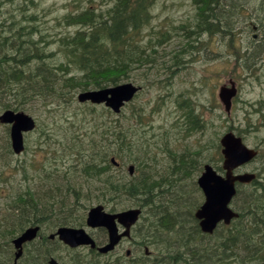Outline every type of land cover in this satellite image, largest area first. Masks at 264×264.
<instances>
[{"label":"trees","instance_id":"1","mask_svg":"<svg viewBox=\"0 0 264 264\" xmlns=\"http://www.w3.org/2000/svg\"><path fill=\"white\" fill-rule=\"evenodd\" d=\"M12 1L0 0V5ZM101 1L105 7L94 6L97 0H91L89 6H79L65 15L63 23L72 29L56 37L21 21L0 23V111L31 112L28 105L34 101L50 111L57 102L59 106L73 105L81 92L122 84L130 80L135 69L145 76L152 73L156 66L152 57L162 44L161 39L151 37L162 31L154 27L153 8L161 0ZM192 3L196 23L179 27V31H185L179 36L191 39L203 32L232 33L235 20H227L233 13L231 0ZM22 17L30 24L36 21L34 15L25 12ZM258 20L264 29V21ZM260 45H264V38L246 51H260ZM173 62L171 69L179 66V61ZM177 102L183 112L184 132L204 130L200 106L186 92ZM136 107L133 115H126L124 109L115 115L103 105L84 104L79 105L80 113L53 115L50 120L46 117L49 121L39 125L36 134L40 147L33 150L29 162L22 166L6 164L13 175L17 173V184L7 190L8 201L0 217V243L5 241V246L0 244L1 264H9L12 240L32 226H41L45 233L64 226L82 228L92 207L101 205L117 213L129 203L144 212L133 235L138 238L137 255L99 256L43 238L28 251L24 264H47L52 256L63 260V252L68 264L264 263V171L252 184L238 188L233 206L239 218L230 226L221 225L213 235H205L194 217L203 197L196 201L192 196L198 187L191 175L204 166L197 157L199 153L178 155L164 147L170 169L163 175L158 168V153L148 147L153 129L143 120L150 115L143 106ZM235 131L247 143L245 131ZM159 141L156 138V143ZM258 146L256 149H260ZM5 150L9 157L15 156L9 131ZM29 150L28 145L27 153ZM134 150L143 155L138 163L132 158ZM113 158L120 166L112 163ZM206 161L214 163L211 158ZM257 162L264 169V152ZM131 163L136 166L133 177L122 171Z\"/></svg>","mask_w":264,"mask_h":264},{"label":"rangeland","instance_id":"2","mask_svg":"<svg viewBox=\"0 0 264 264\" xmlns=\"http://www.w3.org/2000/svg\"><path fill=\"white\" fill-rule=\"evenodd\" d=\"M89 1L91 0H15L6 2L5 5H0V7L2 6L0 8L2 13L0 23L9 22L10 25L13 22L21 21L24 25L36 27L37 31H44L49 36L56 37L72 29L64 25L62 18L69 13H74L79 6H89ZM104 4L101 0H97L94 6L105 7ZM230 4L232 5L230 12L233 13H230L227 20L231 23V20L234 19L236 23L232 33L228 35L227 33L203 32L193 35L191 39L179 36L185 31H179L178 28L196 23L192 0H161L153 8L154 27L162 30L156 36L151 35L152 38L155 37V41L158 38L162 41V44L156 47L157 53L152 57L156 60V66L152 69V73L148 72L147 76L136 69L130 74V80L125 83L141 85L144 90L123 111L129 115L132 110L136 111V105H139L143 106L144 111L150 115L149 119L143 121L147 125H152V134L158 136L159 138H156L161 141L156 143V138H153L152 135L148 147L150 152L158 153L157 158L160 162L158 168L163 175L170 169L169 159L164 152L166 146L169 147L171 153L178 155L183 152L199 153L197 157L203 161L204 166L208 164L206 160L211 158L214 162L211 165L216 170L225 171L221 155L222 147L217 148L216 143H220L226 133L230 131L235 133V129L245 131L249 147L255 148L259 145L260 150L264 152V45L257 48L260 51H246L248 48H255V45L264 38V29L260 27L258 20L264 21V0H231ZM24 12L27 15H34L36 21L33 24L27 23V20L22 17ZM245 15H249V18L246 19ZM37 35L39 36L38 33ZM192 45L193 47L190 48ZM176 60L179 61V66L171 69V65H174L173 61ZM230 82L236 83L239 95L233 102L231 115L228 116L218 94L220 88ZM185 92L190 100L200 106L199 109L202 110L200 116L202 115L206 125L204 130L199 128L197 132L190 134L184 132L183 112L179 108L177 100L183 99ZM79 105L82 104L76 101L70 106H59L57 102L55 106L57 109L51 107V110L48 111L40 102L34 101L28 105L31 108V112L28 114L35 117L39 124H42L46 117L49 118L53 115L65 117L72 111H75L74 114L80 113L82 110ZM2 112L0 111V115ZM40 116H43V119H40ZM7 129L8 126L0 124V217H3L8 201L6 199L7 190L14 188L17 184V173L13 171L15 172L13 175L6 168V164L8 162L16 165L21 163V166L27 164L33 150L40 147L38 135L30 134L27 139L30 146L29 153L13 156V158L9 157L5 150ZM161 138H164L165 141H162ZM198 150L200 152H196ZM135 152L134 150L132 158L134 157L138 163L139 156L143 155ZM204 166L203 169L192 173L193 182L197 183L204 171ZM122 171L127 173V166H124ZM245 171L261 172L264 169L262 164L254 162L248 165ZM239 173L241 172L239 171ZM188 184L191 185V183ZM192 196L194 200L200 201L198 198L202 196V193L199 190H193ZM133 205L129 203L120 209L121 211L131 209L134 208ZM233 208L236 207L233 206ZM49 234L51 231H48L44 238H47ZM135 238L137 239V237ZM36 243L31 244L29 250H34ZM131 243L132 241L124 243L125 251L127 249L134 250ZM0 244L5 246V241ZM9 249L11 251L9 264H13L12 254L15 250L12 245H9ZM149 249L151 248L149 247ZM2 251L6 250L2 249ZM172 253L174 252L172 251ZM61 255L65 259L59 260L62 264L70 263L69 260H66L68 259L66 252Z\"/></svg>","mask_w":264,"mask_h":264},{"label":"water","instance_id":"3","mask_svg":"<svg viewBox=\"0 0 264 264\" xmlns=\"http://www.w3.org/2000/svg\"><path fill=\"white\" fill-rule=\"evenodd\" d=\"M138 91L133 84H125L114 88L83 92L79 94L78 100L81 103L91 102L93 104H106V106L119 113L125 102L131 101ZM237 95L235 85L231 88L222 87L219 92V98L224 104L226 111L230 112L232 99ZM2 124L11 125L12 147L16 154L24 151V133L34 130L36 127L35 120L23 112L5 111L0 115ZM224 155V170L226 176L218 174L211 166L205 167V172L199 179V186L204 191L206 203L197 213V218L202 220L201 227L206 233H213L218 224L224 221L230 224L236 214L229 208L233 197L236 194V183H250L255 179L253 174L234 175V171L239 167L253 160L257 153L248 148L241 137L236 136L233 132L225 134L221 140ZM116 163L115 160H112ZM131 175L134 173V166L129 167ZM139 210H130L120 214H109L104 208L99 206L92 208L87 220V225L91 228H106L109 232V243L102 246L99 251L107 254L113 251L120 243L123 237L129 236L130 227L139 219ZM117 222L125 226L128 230L120 235ZM39 227L30 228L22 236L13 241L18 253L16 258L19 259L23 254V245L32 242L37 238ZM60 240L72 248L91 245L96 247L93 238L85 229L62 227L57 231ZM54 238V236H52ZM49 264H59L52 259Z\"/></svg>","mask_w":264,"mask_h":264},{"label":"flooded vegetation","instance_id":"4","mask_svg":"<svg viewBox=\"0 0 264 264\" xmlns=\"http://www.w3.org/2000/svg\"><path fill=\"white\" fill-rule=\"evenodd\" d=\"M133 235H135V233H134V229L132 230V234H131V237L130 238H126L125 240H123V243H122V245L117 249V250H119V251H122L123 250V245H124V243H126V242H129V241H132L133 242V248L134 247H136V241H137V239L133 236ZM107 239V238H106ZM122 247V249H120ZM18 264L20 263V261L19 262H17ZM14 264H15V258H14Z\"/></svg>","mask_w":264,"mask_h":264},{"label":"bare ground","instance_id":"5","mask_svg":"<svg viewBox=\"0 0 264 264\" xmlns=\"http://www.w3.org/2000/svg\"><path fill=\"white\" fill-rule=\"evenodd\" d=\"M11 131V130H10Z\"/></svg>","mask_w":264,"mask_h":264}]
</instances>
